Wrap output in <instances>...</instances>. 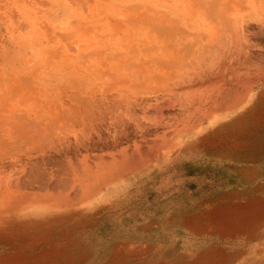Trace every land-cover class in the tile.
Masks as SVG:
<instances>
[{"label":"bare ground","instance_id":"bare-ground-1","mask_svg":"<svg viewBox=\"0 0 264 264\" xmlns=\"http://www.w3.org/2000/svg\"><path fill=\"white\" fill-rule=\"evenodd\" d=\"M77 1L0 2V148L19 180L65 178L5 210L86 201L193 131L264 113V0ZM131 125L159 133L123 146ZM107 137L114 155L90 154Z\"/></svg>","mask_w":264,"mask_h":264},{"label":"rangeland","instance_id":"rangeland-1","mask_svg":"<svg viewBox=\"0 0 264 264\" xmlns=\"http://www.w3.org/2000/svg\"><path fill=\"white\" fill-rule=\"evenodd\" d=\"M44 2L53 9L52 0ZM260 112L239 120L227 116L193 131L91 199L59 208L31 201L5 210L1 197L20 195L30 184L36 192L56 190L65 178L47 185L35 176L34 182L27 175L19 180V159L0 148V264H264ZM131 130L120 136L123 146L137 137L150 144L159 133L152 128L139 135L132 125ZM107 138L95 141L90 154L114 155L120 146ZM74 172L83 183L76 166Z\"/></svg>","mask_w":264,"mask_h":264}]
</instances>
